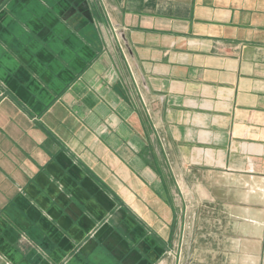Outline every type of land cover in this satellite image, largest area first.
<instances>
[{
    "label": "crops",
    "instance_id": "1",
    "mask_svg": "<svg viewBox=\"0 0 264 264\" xmlns=\"http://www.w3.org/2000/svg\"><path fill=\"white\" fill-rule=\"evenodd\" d=\"M178 251L264 264V0H0V264Z\"/></svg>",
    "mask_w": 264,
    "mask_h": 264
},
{
    "label": "built area",
    "instance_id": "2",
    "mask_svg": "<svg viewBox=\"0 0 264 264\" xmlns=\"http://www.w3.org/2000/svg\"><path fill=\"white\" fill-rule=\"evenodd\" d=\"M113 33L115 34V35H114L115 38H118L119 40L122 39V36H123V35H122V32H120V31H118V30H116V29H115V30L113 29ZM119 47H120V45H119Z\"/></svg>",
    "mask_w": 264,
    "mask_h": 264
},
{
    "label": "water",
    "instance_id": "3",
    "mask_svg": "<svg viewBox=\"0 0 264 264\" xmlns=\"http://www.w3.org/2000/svg\"><path fill=\"white\" fill-rule=\"evenodd\" d=\"M175 259H176V264H178V262H179V251H178L177 254L175 255Z\"/></svg>",
    "mask_w": 264,
    "mask_h": 264
}]
</instances>
